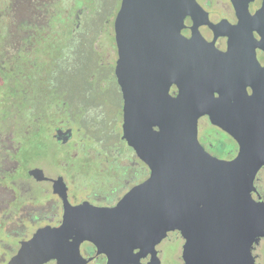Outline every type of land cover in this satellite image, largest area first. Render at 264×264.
<instances>
[{"label":"water","instance_id":"1","mask_svg":"<svg viewBox=\"0 0 264 264\" xmlns=\"http://www.w3.org/2000/svg\"><path fill=\"white\" fill-rule=\"evenodd\" d=\"M250 2L258 8L254 15ZM233 5L236 25L211 23L197 0H121L114 72L123 99L122 138L151 174L115 207H65L60 227L39 229L6 264H88L92 258L81 253L85 242L107 264H142L148 255L149 264H161L157 246L175 233L184 264H229L251 256L254 244L264 240V204L252 199L264 166V105L259 96H240L235 86L245 88L254 79L225 71L245 69L257 62L255 48L264 50V0ZM187 17L193 22L190 38L182 34ZM205 26L216 37H229V51L218 52L223 62L211 55L214 42L207 43ZM255 31L260 41L252 39ZM213 66L231 87L218 98ZM207 114L240 142L234 160H219L200 144L198 122ZM31 175L47 179L40 169Z\"/></svg>","mask_w":264,"mask_h":264},{"label":"flooded vegetation","instance_id":"2","mask_svg":"<svg viewBox=\"0 0 264 264\" xmlns=\"http://www.w3.org/2000/svg\"><path fill=\"white\" fill-rule=\"evenodd\" d=\"M197 2L208 14L209 20L213 24H219L222 21H227L232 25L239 23V14L233 5V0H197ZM248 8L252 15L258 10L254 2H250ZM185 24L187 27L182 31V34L190 38L192 36L190 27L193 24L190 17L185 19ZM45 31L46 29L42 27L36 28L35 30L29 29V33H26V39L28 42L31 40L38 41V38L43 40L42 36L48 35ZM203 35L207 43L210 44L214 42V47L213 45L212 47L208 46L213 58L219 57L223 62L218 52L226 53L229 51V37L223 35L216 37L214 30L207 26L204 27ZM253 36L254 38L252 37V39L257 41H260L262 38L256 31L253 33ZM239 37L240 40L244 39V35H239ZM39 47L40 45L35 43L26 44L25 46V57L27 58L25 60V67L30 69L31 76H34L33 68L34 64H36L34 57L38 53L43 54V51L39 49ZM242 48H244V44H241L240 49ZM249 50L251 49L249 48ZM254 53L258 63L251 60L252 62H249V65H245V69L239 68L236 70H226L225 72H235V75H237L236 79L239 78V75L254 79V81L247 84L245 88L240 84H235V86L240 90V96H259L262 98L261 104L264 105V50L261 47H257ZM241 56H244L243 52H241ZM244 57L248 56L245 55ZM252 66H254V68H252ZM212 73L215 77V86L213 85L214 97L218 98L222 89H229L231 87L227 86V83L224 84L226 76L217 67H212ZM10 74H14L15 80L17 79V72L15 70H10ZM29 76L30 75H27L28 80ZM65 78L66 77H60L58 75L56 77L51 76L48 81H44V79L40 80L39 82L42 84L40 96L37 94V96H34L31 85L27 84L25 81L26 87L23 90L26 96L25 100L31 101L28 107H26L29 111L28 115L31 116L26 126V138L31 132V135H33L35 131L39 132V137H42L40 131L41 127L44 126L45 132H47L45 133L46 136L52 139L61 149V154L58 156L59 160L51 163L53 165L56 164L61 173L56 172V175H50L46 172V170L49 169L48 165H43L42 168H31L32 165H25L24 160L26 157L19 155L21 143L19 142L20 146L14 149L12 147L14 141L12 139L8 140V153L3 155L4 159L0 162L1 233H3L4 222H11L14 224L26 222L25 226H27V223L32 222V224L34 223L33 226L37 227L33 235L44 227H60L65 220V207H115L127 192L133 187L143 183L151 174L149 167L122 138V93V124L121 132L118 134L126 146L132 150L133 155L131 156L123 154L121 151L122 149L118 148L117 144L108 143L106 141L107 138L114 135L112 131H107L105 129L97 130V128H95L97 121L92 117L94 114L93 110H96V108L101 105L95 102V97L92 93L87 95L82 91V87L87 83L86 79L84 84L79 87L80 90L73 93V84L69 83ZM91 80L92 76L88 79L89 84H92ZM177 91V87L173 85L170 93L176 96ZM102 101L105 102V99L103 98L101 102ZM49 114H51L50 118H47L46 122L39 121V118L33 119V116H48ZM33 121H37V123L34 124ZM210 127L216 130L217 133L211 136L203 135L202 137L201 134L203 131ZM49 130H52V134L48 133ZM96 135L102 138L98 140ZM84 140L89 141L91 147L82 144ZM198 140L207 153L222 161H232L240 152V142L224 129L214 125L208 114L199 119ZM96 141L108 144V152L114 149L113 152L110 154L108 153L109 156L106 155L96 147ZM92 144L99 155L105 158V160H100L98 162L93 157ZM229 147L231 149L226 150ZM92 165H97L94 170V176H92ZM34 169L42 170L47 179L37 180L33 177L31 171ZM6 176L9 177V180H6ZM23 176L31 183L28 182L25 188L17 189V183ZM112 179L114 180L113 183ZM93 183H95L94 186ZM254 185L255 190L252 192L254 203L261 202L264 204V166L256 175ZM34 188L38 189V197L33 196ZM34 207L42 208L37 210ZM248 207H256V205L249 204ZM33 235L20 240L19 248L22 241L29 240ZM174 235L179 237L177 233ZM263 243L264 240H262L259 245L254 244L251 250V256L255 258V264H258L257 249ZM157 250L160 258L159 245L157 246ZM96 251V247L90 242H85L81 245L83 257L92 258V261L88 264H107L106 256H97ZM15 254H13L11 258ZM251 256L246 254L240 259L241 261L236 260V262H234L231 260L229 264H250ZM11 258L7 260L4 259V264ZM150 262L151 255L141 260L142 264H149Z\"/></svg>","mask_w":264,"mask_h":264},{"label":"rangeland","instance_id":"3","mask_svg":"<svg viewBox=\"0 0 264 264\" xmlns=\"http://www.w3.org/2000/svg\"><path fill=\"white\" fill-rule=\"evenodd\" d=\"M120 3L121 0H0V66L4 65L6 68L11 66L12 70L17 72V80L23 82L25 87L26 81L31 85V90L40 96L41 87L38 83V75L37 77L31 76L30 69L25 67L26 44L40 45L39 49L49 55L48 58L38 53L39 59H42L44 63L39 71L46 67L59 66L56 57L65 50V58L59 61L62 62V68L68 75L65 79L73 84V93L80 90L79 87L84 84L88 74L92 75V84L86 80L87 83L82 87V91L87 95L91 93L98 95L95 102L100 103L101 106L93 110L92 115L97 121L96 128L112 131L113 134L121 132V92L114 72L118 58L114 21ZM41 27L46 29L45 33H49V36L44 35L43 40L38 38V41L28 42L26 33H29V29L35 30ZM69 33H71V41L65 38ZM50 36L52 39L58 37L57 41L63 44L62 47L57 49L54 42H50ZM0 70L5 71L2 66ZM28 74H30L29 80ZM44 74L45 72L42 73ZM6 94H11L12 100L19 99L12 92H5L0 85V162L4 159L3 155L8 153V140L14 141L12 143L14 149L23 142L19 133L24 131L21 124L28 116L29 111L26 107L31 103L28 100L22 104V108H13L11 98ZM103 98L105 102H101ZM50 115L43 116L42 121L46 122ZM48 133L52 134V130ZM214 133L217 131L210 127L201 135L202 137L203 135L211 136ZM40 134L42 137H38L37 141L33 138L25 143L23 147L26 157L24 164L32 165L31 168H42L43 165H48L49 169L46 172L50 175H56V172L61 173L56 164V166L51 164L59 160L61 149L46 136L44 126L41 127ZM82 144L91 147L89 141L84 140ZM95 145L108 156L114 150L108 152L109 146L104 142L96 141ZM230 149L229 147L226 150ZM92 152L98 162L105 160L93 144ZM97 165H92V176L95 174L94 170ZM5 178L9 180L8 176ZM28 182L31 183L23 176L17 183V189L27 187ZM33 196H39L37 188H34ZM34 208L39 210L42 207ZM25 223H3V233L0 232V264H4V259L7 260L16 253L20 240L32 236L36 231L37 227L33 226L34 223L29 222L27 226ZM159 252L161 264H184L182 241L174 234L159 245ZM257 255L258 264H264V243L258 247Z\"/></svg>","mask_w":264,"mask_h":264},{"label":"trees","instance_id":"4","mask_svg":"<svg viewBox=\"0 0 264 264\" xmlns=\"http://www.w3.org/2000/svg\"><path fill=\"white\" fill-rule=\"evenodd\" d=\"M69 32V31H68ZM71 32V31H70ZM54 35V34H53ZM49 36V33L46 37ZM65 38H68V40H72L71 39V33H69L68 35L65 36ZM49 40L50 42H54V44L57 46V49L58 48H61L63 44L59 43L57 40H59L58 37H56L55 39H52V37L50 36L49 37ZM55 40V41H54ZM63 40V39H62ZM72 44H73V41H72ZM65 47V46H64ZM69 48H72V47H69ZM65 50H63L62 52H60L58 55H57V62L59 64V66H56V67H46L45 69L39 71L40 68H42L44 66V63L42 62V59H39L38 57V54H36V56L34 57V60L36 61V64H34V68H33V74H34V77H37L38 79V83L40 85V87H42V84L39 82L40 80H43L44 81H48L50 79V77H56V76H60V77H67L68 75L65 74L64 72V69L62 68V62L59 61L60 59H63L65 58ZM43 56H47L49 58V55L48 54H42ZM27 58H25L26 60ZM2 66V69L5 70L4 72L2 70H0V78H1V81H0V85L3 87V90L5 92H12L14 93L15 95H17V97L19 98L18 100H12V95L11 94H6L7 97H10L11 98V105L13 108H22V104L26 101L25 100V94L23 93V90L25 89V86H24V83L21 82V81H18L17 79L15 80V75L14 74H10V70H12L11 66L9 68H6L4 65H1ZM0 66V68H1ZM8 69V70H7ZM45 72L44 75H42V73ZM30 75V74H28ZM92 76L90 74L87 75L86 77V80L89 79V77ZM42 91V89H41ZM34 92V96H37L36 95V92ZM95 97V100H97V96L98 95H93ZM39 118V121L43 119V116H33V119H38ZM31 119V116H27V118L23 121V123L21 124L23 127V132L22 133H19V136H21V140L23 142H21V147H20V153L19 155L20 156H24L25 157V150L23 149L24 145L26 142L29 141V139H35L36 141L38 140V137H39V132H36L31 135V133L28 135V137L26 138V126L28 125V122L30 121ZM33 123H37V121H33ZM96 128V127H95ZM99 130V129H97ZM47 131V130H46ZM47 133V132H45ZM98 140L101 139L102 137L99 136V135H96ZM28 140V141H27ZM106 141L108 143H114V144H117L118 148H121L123 154H126L131 156L133 155L132 153V150H130L126 144L121 140L119 134H114L112 135V137L110 138H107Z\"/></svg>","mask_w":264,"mask_h":264}]
</instances>
